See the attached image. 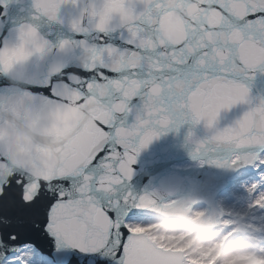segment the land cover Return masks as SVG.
I'll return each instance as SVG.
<instances>
[{"label":"snow or ice","instance_id":"1","mask_svg":"<svg viewBox=\"0 0 264 264\" xmlns=\"http://www.w3.org/2000/svg\"><path fill=\"white\" fill-rule=\"evenodd\" d=\"M65 8L73 39L53 44L38 25L63 23ZM258 77L264 0H0V141L53 121L0 152V264H191L196 249L177 254L163 243L174 236L141 234L149 195L122 189L157 138L203 123L209 135L188 136L193 157L221 168L250 159L247 209L264 210ZM238 105L243 115L220 128Z\"/></svg>","mask_w":264,"mask_h":264},{"label":"water","instance_id":"2","mask_svg":"<svg viewBox=\"0 0 264 264\" xmlns=\"http://www.w3.org/2000/svg\"><path fill=\"white\" fill-rule=\"evenodd\" d=\"M12 14L15 15L14 10ZM74 15L75 12L72 9L65 8L60 17L63 23L44 20L39 22V30L53 44H58L65 39L72 40L73 34L68 24ZM17 19H19L18 16ZM79 55L77 53V56ZM11 79L18 82V76L15 73ZM250 96L254 102L264 98V78H257L255 86L251 88ZM245 110V106L238 105L228 113H222L218 118V126L223 128L231 125L243 115ZM52 123L50 119L42 118L31 128L0 141V152L14 150L29 138L42 135ZM190 132L194 139L200 140L209 135L203 123L171 127L137 157L133 165V178L126 182L122 189L130 190L141 197L145 194L149 195V199L143 201L145 212H138L135 219L162 217V220H179L188 226L190 211L197 205H205L206 216L189 222L197 226L198 230L219 226L218 221L225 212H222L221 216V211L217 207L218 194L229 186L238 184L237 180L232 183L231 175L248 171L241 168L251 160L240 156H229L223 168L215 164L210 166L207 157H193L192 151L195 145L188 140ZM237 161L240 163L237 164ZM176 201L178 202L175 204ZM170 204L172 205L169 206ZM208 218H211L212 223L207 222ZM175 252L180 254L179 251Z\"/></svg>","mask_w":264,"mask_h":264},{"label":"bare ground","instance_id":"3","mask_svg":"<svg viewBox=\"0 0 264 264\" xmlns=\"http://www.w3.org/2000/svg\"><path fill=\"white\" fill-rule=\"evenodd\" d=\"M256 174L251 171L249 175L245 173L231 175L232 183L237 180L236 185L232 186L230 189L226 188L218 194V204L217 207L225 212L224 217L230 218L232 221L238 218H242L244 222L251 220L253 212H249L247 205L250 203V197L246 192V187L256 179ZM205 205H197L189 213V221H196L200 216L197 213H204ZM230 214V216H229ZM238 217V218H237ZM151 218V217H149ZM154 218V217H152ZM151 221V219H146ZM141 221V220H138ZM146 223V222H145ZM219 226L215 227L213 233L208 232L202 236L197 237V235H192L188 237L189 231L183 232V229L179 226L176 220H167L165 224L151 225L149 229H140L139 231L150 238H158L161 235L174 236L175 238H169L163 241L166 247H175L178 245L184 250L193 252V261L200 263L192 264H244L242 259L249 258L254 259V250H256L260 255H257L255 259L263 260L264 246L260 245V237L258 235H264V224L257 222L255 227L247 228L248 236L246 242H241L240 239L231 240L225 238L224 225L221 219L218 222ZM149 225V223L147 224ZM165 227H177L176 230H168ZM188 235V236H187ZM157 242H159L157 240ZM174 245V246H173ZM178 250V249H174ZM252 250V251H251ZM220 258L219 261L217 258Z\"/></svg>","mask_w":264,"mask_h":264},{"label":"rangeland","instance_id":"4","mask_svg":"<svg viewBox=\"0 0 264 264\" xmlns=\"http://www.w3.org/2000/svg\"><path fill=\"white\" fill-rule=\"evenodd\" d=\"M250 172L251 171H249V172L248 171H240V172H238L236 174L245 173V174L249 175ZM261 203H262V205H264V201H261ZM146 219H151V221L146 220ZM136 220H141L143 222H146V224L149 223L150 226L152 224L153 225H155V224L156 225H159V224L162 225V224L167 223V220L166 221L165 220H162V217H154V218H152V217L151 218H149V217H141V218H136ZM176 221H178V220H176ZM233 221H234L235 227H234V229L232 231H230V232H228L226 234L225 238L231 239V240L240 239L241 242H246L247 239H245V238L249 234L247 232V228L249 229V227H253V226H255L257 224V222H261V221L264 224V210H259V209L255 210L253 212L252 216H251V220L248 221V222H244V220H242V218H238V220L235 219ZM178 224L183 229V232L186 233L187 231H189V234H188L189 236L187 235L188 237H190V236H192V235L195 234L199 238V236H202L205 233H208V232L213 233L215 231L214 230L215 228H211V229L205 228L203 230H198V227L197 226L191 225L190 223L188 224V226H185V223H183L181 221H178ZM165 228H168V227H165ZM176 228L177 227H175V228L174 227H170V228H168V230L172 231V230H176ZM258 237H260L259 238L260 239V242L259 243L263 247L264 246V235H258ZM171 249L172 250L178 249V250H174V251H177V252L178 251L182 252V250H184V248H181L178 245H176V248L175 247H172ZM253 251H254V255H253L254 259L252 260V259H249V258H244V259H242V263H244V264H264V255H263V260L262 261L261 260H258V257H257V259H255V257L257 255H260L261 252L258 253L254 249H253ZM192 263H200V262L193 261V262H191V264Z\"/></svg>","mask_w":264,"mask_h":264}]
</instances>
